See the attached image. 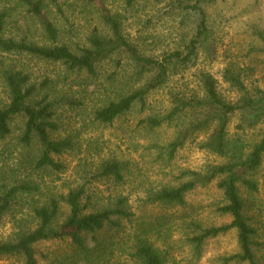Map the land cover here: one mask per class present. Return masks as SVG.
I'll return each mask as SVG.
<instances>
[{
	"label": "rangeland",
	"instance_id": "374dc122",
	"mask_svg": "<svg viewBox=\"0 0 264 264\" xmlns=\"http://www.w3.org/2000/svg\"><path fill=\"white\" fill-rule=\"evenodd\" d=\"M104 1L112 14L121 15L126 36L136 43L137 40L141 41L140 44L147 39V44L142 47L148 55L172 51L176 44L188 41L194 33L196 18L186 20L181 12L174 11L171 7L174 0H137L133 7L128 6V0ZM14 2L0 0V9ZM59 2L65 15L60 16L53 9L49 16L61 31V42L77 51L81 39H85L93 27L100 25L99 19L90 7L91 11L87 12L81 4L75 5L77 0ZM206 11L216 58L210 60L208 52L201 49L196 66L171 78L163 89L149 99L144 111L136 106L111 125L96 122L93 113L110 102L106 101L108 97H116L127 88L126 82L132 71L126 62L125 70H119V73L115 62L106 61L100 65L99 78L95 80L87 73L73 74L62 64L25 56L0 55V109L10 102L2 66L5 64L23 69L39 89L37 99L49 96L56 104L53 122L57 128L50 130L51 137L56 140L69 139L74 144L72 151L55 158L64 166L62 172L39 171L31 168L29 162L30 156L38 155L40 151L38 141L35 139L31 147L22 145L20 141L24 133V118H15L11 123V135L0 137V193L17 183L37 185L41 190L40 194L20 195L16 199L10 213L0 222V243L13 242L20 232L34 229L38 222L32 210L43 204L51 194L67 195L71 190L85 186L86 197L91 199L88 212L102 209L113 198L122 196L128 199L129 207L136 215L132 224L122 222V231L107 229L99 233L97 237L102 244L127 242L128 235L134 233L142 221L166 216L171 218V234L170 231L163 233V239L154 234L151 240L158 248L172 247L169 264H226V259L239 253L235 231L208 240L199 261L193 259L185 242L184 235L190 232L183 224L185 221H195L203 227L223 226L232 222L231 218L217 213L225 203L216 184L187 194L183 207L146 203L149 193L183 182L182 172L205 171L210 166L224 164L225 160L201 150L193 141L170 159L169 145L177 138L179 127L175 123L172 126L163 124L151 130L140 126L142 120L167 114L171 108L172 94H182L184 90L192 94L197 89L201 71L215 78L221 96L227 101L234 102L239 98V93L224 82L226 70L239 74L251 95L264 92V0H217ZM24 32L40 45L47 43L39 23L31 18L25 8H18L10 20L7 35L17 38ZM126 70L128 77L125 76ZM115 73L119 75L116 82H112L110 77ZM64 100L79 105L74 107L65 104ZM238 120L235 116L231 122L232 136L238 132ZM263 132L264 126L256 131H248L247 137L254 141ZM204 139L205 136L200 138ZM110 159L127 165L129 171L124 183L116 184L112 179L96 177L101 164ZM254 179L258 182L257 193H250L244 187L240 191L247 215L258 230L257 253L264 264V163ZM61 207L62 213L57 221L59 225L70 214L67 205L62 204ZM91 238L89 236L90 245L93 246ZM36 249L40 264H85L83 259L75 256L74 247L68 242L43 243ZM122 261H125V257H122ZM0 264L25 262L22 257H4L0 258Z\"/></svg>",
	"mask_w": 264,
	"mask_h": 264
},
{
	"label": "trees",
	"instance_id": "16d2710c",
	"mask_svg": "<svg viewBox=\"0 0 264 264\" xmlns=\"http://www.w3.org/2000/svg\"><path fill=\"white\" fill-rule=\"evenodd\" d=\"M11 6L0 9V55H15L40 61L62 64L71 73H87L89 77L99 78V67L106 61L116 63L118 72L128 66L132 71L128 77L127 88L116 97H108L109 103L95 110L94 120L102 125H111L116 120L128 115L136 106L144 111L149 99L163 89L176 75L189 72L199 60L201 49L208 52V58H216L215 45L211 43L210 28L206 8L217 0H174L172 9L181 12L187 19L196 18L194 33L186 42L176 44V48L159 55H148L142 47L147 39L131 40L125 35L122 17L112 14L104 0H77L84 11L96 12L100 25L93 27L91 33L81 39L77 51L61 42V31L49 16L55 9L61 16L65 12L59 0H14ZM137 0H128L133 7ZM71 7V6H70ZM73 7V5H72ZM90 7V8H89ZM25 8L32 19L41 26L47 43L40 45L27 33L19 37L8 36L7 29L14 11ZM261 38H263L261 36ZM264 40V39H262ZM155 43V41H152ZM2 76L9 90V104L0 109V137L11 135V123L15 118H24V133L21 144L31 147L36 139L39 144L38 155L30 156L31 168L39 171L62 172L64 166L55 158L61 157L74 148L69 139H53L50 130L57 127L53 122L55 102L47 98L37 99L38 88L31 81L25 70L11 65H3ZM120 73V72H119ZM110 80L116 82L119 74ZM224 82L239 93L234 102L225 100L215 78L201 71L198 74V86L192 94H172L171 108L167 114L148 117L140 126L151 130L163 124L179 127L177 138L169 145V158L193 141L201 150L224 159V164L214 165L205 171H185V179L176 186H164L149 193L146 203L152 206L183 207L187 194L198 188H207L216 184L222 193L224 205L217 213L231 218L228 225L203 227L195 221H185V242L192 252L193 259L199 261L202 250L208 240L237 233L239 253L225 260L234 264H263L257 253L256 238L258 230L247 215L246 204L240 189L244 187L250 193L258 192V182L254 175L264 163V132L254 141L247 137L248 131H256L264 126V92L251 95L241 76L233 70H226ZM50 84V83H49ZM109 91V90H108ZM65 104L78 106L77 102L64 100ZM237 116V134L232 136V120ZM206 139H202L204 137ZM129 169L124 162L116 159L106 160L98 169L96 177L112 179L116 184L124 183ZM41 190L37 185L17 183L0 193V222L10 213L14 202L20 195H33ZM86 187L71 190L67 195L51 194L47 200L32 210L37 226L30 231H23L13 242L0 243V258L22 257L25 264H40L37 246L43 243L68 242L74 247L75 256L85 264H169L171 248L161 249L151 240V236H161L170 231L171 218L163 216L152 221L144 220L134 233L128 235L124 243L111 241L102 244L97 235L107 229L122 231V222L133 223L136 215L132 213L128 199L122 196L113 198L102 209L88 212L91 199L86 197ZM87 200V202H85ZM85 203H84V202ZM69 207L70 214L63 224H58L62 213L61 205ZM117 218V220H116ZM175 219V217H173ZM91 236L94 245H90ZM125 257V261H122Z\"/></svg>",
	"mask_w": 264,
	"mask_h": 264
}]
</instances>
